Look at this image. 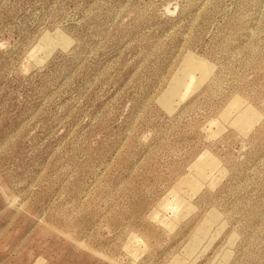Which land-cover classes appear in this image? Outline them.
<instances>
[{
	"label": "rangeland",
	"instance_id": "rangeland-1",
	"mask_svg": "<svg viewBox=\"0 0 264 264\" xmlns=\"http://www.w3.org/2000/svg\"><path fill=\"white\" fill-rule=\"evenodd\" d=\"M0 264H264V0H0Z\"/></svg>",
	"mask_w": 264,
	"mask_h": 264
}]
</instances>
